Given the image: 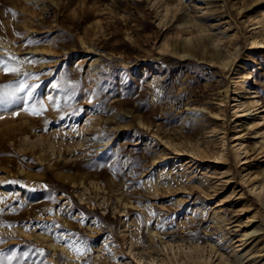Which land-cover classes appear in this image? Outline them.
Wrapping results in <instances>:
<instances>
[{
	"label": "rangeland",
	"instance_id": "1",
	"mask_svg": "<svg viewBox=\"0 0 264 264\" xmlns=\"http://www.w3.org/2000/svg\"><path fill=\"white\" fill-rule=\"evenodd\" d=\"M0 61V264H264V0H0Z\"/></svg>",
	"mask_w": 264,
	"mask_h": 264
},
{
	"label": "bare ground",
	"instance_id": "2",
	"mask_svg": "<svg viewBox=\"0 0 264 264\" xmlns=\"http://www.w3.org/2000/svg\"><path fill=\"white\" fill-rule=\"evenodd\" d=\"M151 94H152V96H153V99H155L156 97H157V95L159 94V91L156 89V88H154V89H152V92H151ZM247 239H250L249 240V242H248V247L249 246H253L258 240H259V236L258 235H250V236H248L247 238H246V240ZM259 246V245H258ZM262 248L260 249L259 247V249L260 250H257V251H264V247L263 246H261ZM131 250V249H130ZM253 250H255V247H254V249ZM251 248L249 247L245 252H243V254L245 255V257L247 256V255H249L250 253H251ZM246 252H248L247 254H246ZM256 252V251H255ZM258 253V252H257ZM165 254V253H164ZM233 254H234V250L233 249H229L227 252H226V254L225 255H221V257H220V260H219V262H220V264H235L236 263V261H235V258H234V256H233ZM264 253H261V254H258V255H256L255 256V258H257V257H262V258H264V255H263ZM137 255H138V257H136V259L137 258H141L142 259V261H140V263L141 264H143L144 262H146V264H170V261L166 258H160V259H158L157 257H155V256H153V255H151V254H149V255H147V254H145V253H143V252H138L137 253ZM202 255V254H201ZM134 256H135V254H134ZM159 257H160V255H159ZM162 257V256H161ZM199 258V257H198ZM244 258V257H243ZM257 263V262H256ZM263 263H264V261H263ZM191 264H204V261H201V260H199V259H193L192 261H191ZM253 264V263H252Z\"/></svg>",
	"mask_w": 264,
	"mask_h": 264
},
{
	"label": "snow or ice",
	"instance_id": "3",
	"mask_svg": "<svg viewBox=\"0 0 264 264\" xmlns=\"http://www.w3.org/2000/svg\"><path fill=\"white\" fill-rule=\"evenodd\" d=\"M0 65L3 66V71L5 73H9V72H16L17 69L16 68H13L9 65H7L4 61H0ZM25 85L23 84V82H21V85L19 88L16 89V91H22L24 89ZM35 86H29V90H28V97H31L32 96V89L34 88ZM17 99L19 100H23V102L25 103L26 107L23 109L25 111H29L31 115H40L42 113V110L44 109V105L43 103H40V107L37 108L35 103L32 104L31 108L27 107V98L26 97H17ZM17 113H14V115H16ZM90 250V249H89ZM39 251H43V250H39ZM78 252L81 251V249H77ZM25 255H27V253H25ZM8 260H11L12 257H7Z\"/></svg>",
	"mask_w": 264,
	"mask_h": 264
}]
</instances>
